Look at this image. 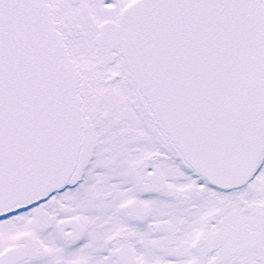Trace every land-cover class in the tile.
Wrapping results in <instances>:
<instances>
[{
  "label": "snow or ice",
  "instance_id": "6c2138e0",
  "mask_svg": "<svg viewBox=\"0 0 264 264\" xmlns=\"http://www.w3.org/2000/svg\"><path fill=\"white\" fill-rule=\"evenodd\" d=\"M0 264H264V0H0Z\"/></svg>",
  "mask_w": 264,
  "mask_h": 264
}]
</instances>
